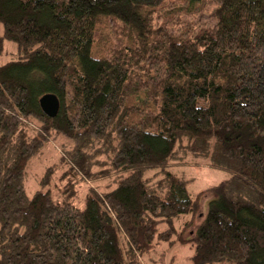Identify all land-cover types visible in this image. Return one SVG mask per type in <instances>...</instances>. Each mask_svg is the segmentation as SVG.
I'll use <instances>...</instances> for the list:
<instances>
[{"label": "trees", "instance_id": "obj_1", "mask_svg": "<svg viewBox=\"0 0 264 264\" xmlns=\"http://www.w3.org/2000/svg\"><path fill=\"white\" fill-rule=\"evenodd\" d=\"M5 54L0 264H144L175 233L191 264H264V0H0ZM194 167L229 177L193 194Z\"/></svg>", "mask_w": 264, "mask_h": 264}, {"label": "rangeland", "instance_id": "obj_2", "mask_svg": "<svg viewBox=\"0 0 264 264\" xmlns=\"http://www.w3.org/2000/svg\"><path fill=\"white\" fill-rule=\"evenodd\" d=\"M105 22V21H104ZM101 24V36L98 40L97 46L93 49V56H100L104 51V44L106 42L110 45V39H105L104 36L108 34L107 25L105 23ZM105 27V28H104ZM9 45V44H8ZM14 45V44H13ZM10 53L12 51H9ZM14 53V52H13ZM11 55H2L0 56V64H4L7 61H10ZM65 141L59 140L57 143L59 146L63 144ZM57 144V145H58ZM56 145V146H57ZM55 144L51 141L49 142L41 155L34 158L32 162H30L29 170H28V178L26 181L27 184V192L32 195L35 191V188L38 187V180L43 176L45 170L49 166H60V150ZM189 172L188 179L191 177V182L189 183V190L194 194L201 190H206L212 188L224 180L228 179V174L223 171L211 170L206 167H194L192 170L186 171ZM57 174V173H56ZM60 188L64 187V183H60ZM87 183L83 182L82 186L79 190H81V197L84 198V194L88 188ZM94 188H97L98 184H93ZM90 186V185H89ZM213 195L211 193H205L201 198V203L203 209L206 211L209 207V203ZM180 219L176 222L177 231L181 229L180 227L183 225V221L188 220ZM199 220H196V226H198ZM168 229V225L162 224L159 228V232H163ZM188 235V234H187ZM178 235L175 233L171 242H160L155 248L143 256L144 264H191L192 257L194 255V248L190 243H180L177 241Z\"/></svg>", "mask_w": 264, "mask_h": 264}, {"label": "water", "instance_id": "obj_3", "mask_svg": "<svg viewBox=\"0 0 264 264\" xmlns=\"http://www.w3.org/2000/svg\"><path fill=\"white\" fill-rule=\"evenodd\" d=\"M40 107L45 115L56 118L61 109V102L54 94H45L39 100Z\"/></svg>", "mask_w": 264, "mask_h": 264}]
</instances>
